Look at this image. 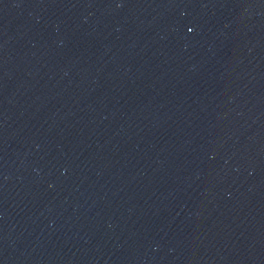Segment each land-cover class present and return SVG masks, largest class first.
<instances>
[{"label": "water", "instance_id": "95a60500", "mask_svg": "<svg viewBox=\"0 0 264 264\" xmlns=\"http://www.w3.org/2000/svg\"><path fill=\"white\" fill-rule=\"evenodd\" d=\"M0 264H264V0H0Z\"/></svg>", "mask_w": 264, "mask_h": 264}]
</instances>
